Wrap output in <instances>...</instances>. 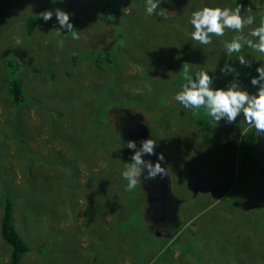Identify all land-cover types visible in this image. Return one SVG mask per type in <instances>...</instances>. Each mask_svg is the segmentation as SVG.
<instances>
[{
	"label": "rangeland",
	"instance_id": "obj_1",
	"mask_svg": "<svg viewBox=\"0 0 264 264\" xmlns=\"http://www.w3.org/2000/svg\"><path fill=\"white\" fill-rule=\"evenodd\" d=\"M239 5L237 0H159L149 15L146 0L119 1L106 11V0H0V217L4 195L13 194L14 223L30 246L19 264H264V192L247 184L259 181L264 140L247 145L250 130H256L242 112L235 122L226 117L216 122L206 109L185 108L175 99L188 83L186 73L197 83L200 71L212 81L226 72L229 76L231 70L224 69L231 64L222 61L230 58L225 42L238 34L258 40L248 34L259 27L264 10L243 16L242 6V17H254L243 32L225 28L208 45L191 38L194 11L205 6L235 10ZM57 8L79 19L72 22L79 39L60 29ZM44 11L53 13L47 21L40 16ZM31 14L37 28L27 35L24 17ZM241 43V51L232 53L238 58L247 54L246 43ZM251 50L244 61L264 66V53ZM253 77L255 85L247 78L243 85L225 87L255 94L264 79ZM14 80L23 94L18 104L9 93ZM139 100L154 103L158 113H145ZM101 106L110 108L107 117L96 115ZM115 110L124 111L115 130L127 135L125 145L128 140L156 141V155L142 156L153 165L164 154V178L180 200L176 221L157 226L149 212V219H137L134 190L127 191L116 176L107 179L124 160L132 162L136 151L124 158L111 143L106 121ZM127 117H143L146 132ZM253 151H259L258 157ZM247 152H253L258 166L247 161ZM36 155L57 163L73 156L77 163L71 170L57 163L47 168ZM144 175L147 168L138 186L149 198L153 179L142 180ZM87 193L89 200L83 197ZM91 198L104 212L94 221ZM114 217L122 218L121 227L127 230L123 238ZM148 222L150 233H143ZM9 253L0 236V264H7Z\"/></svg>",
	"mask_w": 264,
	"mask_h": 264
},
{
	"label": "clouds",
	"instance_id": "obj_2",
	"mask_svg": "<svg viewBox=\"0 0 264 264\" xmlns=\"http://www.w3.org/2000/svg\"><path fill=\"white\" fill-rule=\"evenodd\" d=\"M55 2V0H53ZM159 5V0H146V12L149 15L154 13ZM162 14V13H161ZM52 11L41 12L40 16L47 21L52 17ZM55 15L60 25V29H66L67 32H73L72 39H79L78 33L73 31V24L70 20V14L59 8L55 9ZM190 23L194 28L191 33V38L202 45L212 43L211 36H223L225 28L243 32L246 25L254 23V17L246 18L241 16V5L235 10L227 7H208L205 6L200 10H196L191 14ZM59 36L60 33L58 32ZM250 37H256L258 40L253 42L252 39H245L244 36L238 35L231 42H225V50L227 53H238L241 51L242 43H246L249 47L264 53V19H262L259 27L252 29ZM16 44H21V40L16 38ZM63 40L58 41V46L63 47ZM240 63H245L243 56L239 57ZM234 71L235 69H224ZM260 79H264V66L257 68ZM198 83L193 81L187 73L185 80L188 83L183 85V89L179 91L175 99L180 102L185 108L191 109H206L208 115L218 122L221 117H226L228 122H235L237 116L242 112L243 117L248 125L255 128L259 135H264V85L257 90L255 94L250 95L246 89L241 87L215 88L210 87L212 78L205 71L197 73ZM253 85L258 83V79L253 77L251 80ZM156 141L147 138L142 141V146L137 148L134 140H128L126 147L136 149L132 156V163L126 166L122 172L123 178L128 182L127 190H134L138 180L142 175L143 168L146 166L147 176L145 179H155L157 176L164 177L167 175L161 161H164V154L158 155V161L153 165L151 162H146L142 159L144 154L156 155L154 148Z\"/></svg>",
	"mask_w": 264,
	"mask_h": 264
},
{
	"label": "trees",
	"instance_id": "obj_3",
	"mask_svg": "<svg viewBox=\"0 0 264 264\" xmlns=\"http://www.w3.org/2000/svg\"><path fill=\"white\" fill-rule=\"evenodd\" d=\"M119 1L128 3L131 0H106V6L104 8V11H106V9H108L109 7L116 6V4ZM231 1L234 2V0H231ZM237 1L244 8L243 12L245 14L243 13V16L244 15L247 16L248 14H252V15L256 14L252 11L257 12L258 10H264V4L257 6L253 2L254 0L253 1L252 0H237ZM168 5L169 4L167 3V6ZM256 8H257V10H256ZM169 15L170 14H165V16L167 18L172 17ZM106 18L107 17L105 16L104 19H106ZM70 20H71V22H75V23H78V21H79V19L76 17V15H70ZM24 22H25L26 34L31 35L35 31V29L37 28L36 16H33L32 14L25 16ZM238 35H240V34H238ZM247 47H249L247 44H245L243 47L244 50H247V54L243 55L244 57H247L252 52L251 48L247 49ZM224 60H228V62L231 64V69H235V70L234 71L231 70V73L229 72L230 74L227 78H226V76L228 74L226 72V75L223 76V74H222L218 77V81L214 79L212 81V84L210 85V87H212L213 89L223 88L226 85H228V86L243 85L247 81V78L252 79L255 74H257V75L259 74V72L257 71V68L261 66L260 62H254V61L250 60V61H245V63L242 64V63H240L238 56H235L232 53L230 54L229 59H223L222 61H224ZM187 75H189L191 77V79L194 80L192 73L187 74ZM214 77L215 76H213V78ZM184 78H185V75H184ZM9 84H10L9 93L12 96L13 103L18 104V102H20L23 98L22 89L20 87V84L16 80H14L13 82H10ZM104 88H105L104 92L106 94V90H107L108 86L106 85ZM224 89H227V88L225 87ZM139 103L141 104V108H143L145 113H147V112H149V114H151L152 112L158 113V112H156V110H154V108H156L154 103L142 104V102L140 100H139ZM109 109L110 108H107V109L102 108V106H101L99 109L96 110V115L100 114V115L106 116ZM113 112H115V115L119 113L116 110ZM123 112L124 111L121 110L119 115H121ZM159 114H163V112H159ZM115 124H117L116 118H107L106 128H107V131L111 137V143L116 145V148L124 153V155H125L124 158L130 159V155H131L130 150H133V149H129L126 147L125 138L123 135L121 136L119 134L118 129L115 130ZM258 139L264 140V137L259 135L256 131L250 130V133L247 137V145L252 146L254 144V142ZM258 148L261 149L260 147H256L254 150H256ZM125 151H126V154H125ZM261 151H262L261 156H264L263 148L261 149ZM253 152H254L255 156L258 157L259 151H253ZM253 152L252 153L247 152V161H249V160L252 162L254 161L256 163V165L258 166L259 163H257ZM36 156L38 157L37 159L39 160V163H44L47 166V168H50V165H54L53 163H57L55 158H50L47 161H43L42 158H39L38 155H36ZM71 158H73V156H71ZM71 158L70 159H62V161L57 163L58 167H60L61 169L70 168V170L74 166L76 167L77 162L72 163ZM131 163L132 162H126L124 160V162H122L119 169L115 170L114 172L113 171L108 172L107 179L115 178V176H116L115 179L122 181L124 187L125 186L127 187L128 182L123 178L122 172L126 169V166L131 164ZM259 169L260 170L258 172H259L261 179L259 178L258 179L259 181H253V182L250 180H247V184L252 186L257 191L264 192V184L262 183V182H264V161H263V164L261 162ZM144 177H145V175H144ZM144 177H142L141 179L144 180ZM233 179H234V177L233 178L231 177L230 181H232ZM145 185L147 186V184H145ZM137 186H138V183H137ZM138 187H139L138 189H134L136 196H135L134 200L132 201L134 208H135L134 209L135 216L137 217V219L141 218V215L147 216V206H148V203H147L148 198L143 197V193L145 194L146 191L144 190V188L142 189L140 186H138ZM45 192L47 194H50V196L52 195L49 190H45ZM12 196H13V194L7 193L3 197L2 212H1V217H0V236H1L2 240L6 243V245H8L10 248L9 259H8L7 264H19L20 260L30 251V246L28 245L26 240L22 237V235L16 229V226L14 223V214H13L14 200H13ZM83 197L86 200H89V198L91 197V193L83 194ZM109 198H110V200H109ZM109 198H108L107 202L111 203L113 200L111 197H109ZM114 203L117 204V202H113V204ZM97 204H95L91 198V209L90 210H91V218H93V221L96 219H100L101 216L104 214L102 207L99 204L97 206ZM113 222H114L115 226H118L116 228H120V230L122 232V238H123V234H127V230L125 228L121 227V226H123L122 218L121 217L120 218L114 217ZM149 224L150 223L148 222L142 226L143 227L142 228L143 233H150V225ZM127 239H130V238L127 236ZM131 239H132V237H131ZM42 247H43L42 250H44V247H45L44 242H42Z\"/></svg>",
	"mask_w": 264,
	"mask_h": 264
},
{
	"label": "flooded vegetation",
	"instance_id": "obj_4",
	"mask_svg": "<svg viewBox=\"0 0 264 264\" xmlns=\"http://www.w3.org/2000/svg\"><path fill=\"white\" fill-rule=\"evenodd\" d=\"M120 111H119V113H120ZM119 113L114 115V118H116V123H117V125H115L116 127H118V122L120 121V118L122 116V114L119 115ZM129 116H131V115H129ZM126 119L130 120V121L133 120L134 121L133 123L140 122L143 132H146L147 125H146V122L144 121L143 117H140V119L138 117H137V119L136 118L132 119V117L131 118L127 117ZM129 124H130V126L132 125V123H129ZM130 128L127 129L128 132L130 131ZM118 132L121 136L125 135L124 131L121 133L120 130L118 129ZM133 132H137V129L133 130L132 133ZM139 133L140 132L132 134V135L136 136ZM136 144H137V146H140L139 144H142V142L138 143V139H137ZM145 158H148V157H144L142 159H144L146 162H149L148 159H145ZM153 159H154V157H153ZM141 167L143 169H146V166H141ZM166 179L164 177L162 178L160 176H157L155 179H153L151 181V185L149 188L151 193H149L148 202H150V203L147 206V212H149L151 215L154 216L156 222L158 221L157 226L167 224V223L172 222L174 220L176 221L177 220V214H178V207L180 205V200H178L177 198L175 199V197L172 196V191H171L169 179L167 177H166ZM232 182L229 183V187L232 184ZM147 217L149 219L148 213H147ZM149 222L151 224L153 223L151 220H149ZM151 227H150V229H151Z\"/></svg>",
	"mask_w": 264,
	"mask_h": 264
},
{
	"label": "water",
	"instance_id": "obj_5",
	"mask_svg": "<svg viewBox=\"0 0 264 264\" xmlns=\"http://www.w3.org/2000/svg\"><path fill=\"white\" fill-rule=\"evenodd\" d=\"M145 134V133H144ZM146 136L144 135V138H145ZM125 139L127 138V135H125V137H124ZM129 139V138H128Z\"/></svg>",
	"mask_w": 264,
	"mask_h": 264
}]
</instances>
